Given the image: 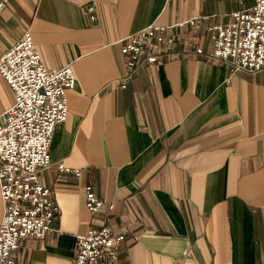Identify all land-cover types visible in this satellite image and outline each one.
<instances>
[{
	"label": "crops",
	"instance_id": "1",
	"mask_svg": "<svg viewBox=\"0 0 264 264\" xmlns=\"http://www.w3.org/2000/svg\"><path fill=\"white\" fill-rule=\"evenodd\" d=\"M254 1L9 0L0 52L30 28L46 66L76 76L40 172L63 231L25 237L17 264H74L77 231L106 223L126 229L119 264H264V68L231 74L191 53L126 81L121 49L151 23L228 22ZM14 99L0 73V115ZM90 184L112 209H87Z\"/></svg>",
	"mask_w": 264,
	"mask_h": 264
},
{
	"label": "built area",
	"instance_id": "2",
	"mask_svg": "<svg viewBox=\"0 0 264 264\" xmlns=\"http://www.w3.org/2000/svg\"><path fill=\"white\" fill-rule=\"evenodd\" d=\"M9 0H0V15ZM231 13L228 22L207 24L205 18L151 23L121 39L129 81L137 72L166 59L197 53L224 61L231 74L258 72L264 68V0ZM94 19L95 6L89 7ZM210 47L206 48L205 43ZM0 73L10 84L14 103L0 115V193L4 215L0 221V264H17L15 253L25 237H44L48 231L62 233L57 225L60 210L52 187L40 180L50 165L49 150L59 121L69 114L66 90L73 88V66L58 69L46 66L30 28L14 46L0 52ZM127 84L125 83L124 86ZM60 170H73L63 161ZM86 207L96 213L112 209L97 195L92 184L85 186ZM74 264H119L126 229L111 224L91 225L75 234ZM177 264V263H174Z\"/></svg>",
	"mask_w": 264,
	"mask_h": 264
}]
</instances>
